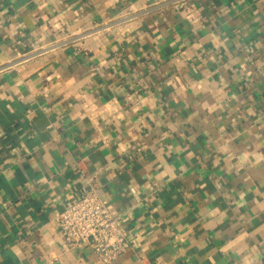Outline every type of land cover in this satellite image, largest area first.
Here are the masks:
<instances>
[{"label":"crops","instance_id":"crops-1","mask_svg":"<svg viewBox=\"0 0 264 264\" xmlns=\"http://www.w3.org/2000/svg\"><path fill=\"white\" fill-rule=\"evenodd\" d=\"M90 186L110 263L57 224ZM156 263L264 264V0H0V264Z\"/></svg>","mask_w":264,"mask_h":264},{"label":"built area","instance_id":"built-area-1","mask_svg":"<svg viewBox=\"0 0 264 264\" xmlns=\"http://www.w3.org/2000/svg\"><path fill=\"white\" fill-rule=\"evenodd\" d=\"M68 39H64L66 44ZM53 42L47 48H55ZM130 190L136 193V188ZM63 242L69 248L88 246L102 263H110L133 244L128 229L110 207L108 200L94 187H86L56 218ZM160 264V263H156Z\"/></svg>","mask_w":264,"mask_h":264}]
</instances>
